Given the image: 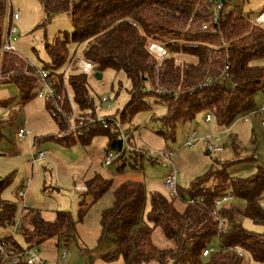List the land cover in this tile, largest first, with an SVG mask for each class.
I'll return each instance as SVG.
<instances>
[{"label": "trees", "instance_id": "obj_1", "mask_svg": "<svg viewBox=\"0 0 264 264\" xmlns=\"http://www.w3.org/2000/svg\"><path fill=\"white\" fill-rule=\"evenodd\" d=\"M242 1L223 0L220 18L213 23L207 0H39L47 17L63 10L73 24L70 34L64 31L45 44L56 93L62 94V76L55 67L66 59L70 39L76 48L81 47V55L93 63L96 70L122 72L129 80L130 98L120 112L122 120L144 108L145 95L153 94L165 104L160 132L166 138H174L178 123L193 120L200 113H212L217 125H230L239 115L256 108L258 93L264 95V66L254 64L255 59L264 56V26L252 25L253 17L241 11ZM5 9L6 0H0V47ZM203 24H207V29H202ZM149 40L160 42L174 55L158 63L147 49ZM177 54L196 60L177 61ZM0 78L13 82L25 99L35 94L32 91L36 84L34 70L17 52L0 50ZM68 84L79 113L95 112L87 73L74 68L68 75ZM62 103L68 109L66 103ZM50 107L46 100L45 108L50 111ZM57 125L59 130L65 127L61 121H57ZM110 126V123L99 124L80 139L87 143L93 134H105L108 138L106 151L113 149L122 157L124 145ZM55 138L65 146L77 142L72 134L55 135ZM5 184V179L1 178L0 191ZM106 188L107 183L94 177L85 191H91L96 198ZM178 191L176 199L158 191L151 192L149 209L145 213L146 194L142 181H121L113 192L111 206L100 215L101 232L109 235L115 245V251L104 257L119 254L125 264L150 261L158 264H238L234 248L239 247L254 261L264 262V208L261 205L264 164L258 165L248 177L232 176L224 166L211 164L187 187L178 185ZM224 193L241 198L244 207L239 209L231 203L223 205L220 212L228 227L218 232L212 211L216 199ZM198 197L202 198L201 203H187L189 198ZM14 209L13 202L0 198V225L13 221ZM86 209L84 200L80 201L79 217ZM236 213L261 224L263 230L258 233L246 230L235 220ZM74 227L75 221L67 210H55L54 218L46 220L39 211L27 209L21 213L19 223L28 247L34 245L33 241L37 244L47 237H68ZM157 227L166 240L165 246L153 241V231ZM216 238L218 248L203 256L202 250L212 245ZM0 242L12 249H23L11 234L2 237Z\"/></svg>", "mask_w": 264, "mask_h": 264}, {"label": "rangeland", "instance_id": "obj_2", "mask_svg": "<svg viewBox=\"0 0 264 264\" xmlns=\"http://www.w3.org/2000/svg\"><path fill=\"white\" fill-rule=\"evenodd\" d=\"M11 8L17 9L20 14L13 23L17 28L13 43L17 53L35 66L50 70L52 67L45 44L51 43L64 31L71 33L73 24L70 16L66 11L59 10L47 17L39 0H10L6 1L3 32L8 27ZM240 8L243 13L254 17L264 8V0H243ZM67 47V57L55 67V71L64 79L67 94L72 101L71 109L78 113L67 78L75 68L69 66V60L75 55H81V47L76 48L70 39ZM175 59L185 62L196 60L183 54H177ZM254 64L264 66V56L255 59ZM87 82L98 115H113L120 120L122 129L128 130L130 134V144L124 145L123 156L114 155L110 163H105L108 144L105 134H93L87 143L77 138V142L71 146L61 144L55 138V135H60L58 119L45 108L46 100L36 94L25 99L13 82L0 78V179L6 181L0 191V198L15 204L13 221L0 225V239L11 234L21 247L27 248L29 244L19 229L22 212L34 209L39 211L42 218L52 220L55 210L69 211L75 221L70 236L47 237L37 244L33 241L34 245L29 247L46 264H125L119 254L104 257L115 251V245L109 235L102 234L100 227L101 212L111 206L113 192L123 180L142 181L146 194V213L151 192L158 191L169 197L164 180L172 167L177 171L178 184L185 188L211 164L224 166L227 173L240 177L250 176L258 165L264 164V109H261L264 95L261 93L256 95L254 112L239 115L225 127H230V131L223 141H217L222 150L207 153L202 140H197L191 148L183 146L185 136L193 129L197 131L196 137L210 134L203 113L193 120L178 123L174 138H166L160 132L163 130L160 120L166 108L157 96L146 94V106L133 111L130 118L122 120L120 112L130 98V82L126 76L122 72L106 69L101 71L100 78H96L92 72L87 73ZM146 87L149 90L150 87ZM103 96H108L109 102H101ZM107 103L110 105L108 109ZM18 128L29 131V134L17 139L15 132ZM32 147L46 148V158L32 163L29 158ZM166 148L173 150L172 162L165 164L160 157L154 159L149 156L151 151ZM136 149L147 153L142 154ZM94 177L107 183L106 190L96 198H93L91 191H85L87 183ZM77 187L84 189L79 190ZM20 190L24 193L22 197L18 194ZM83 200L87 209L79 217V202ZM230 203L239 209L244 207L241 198L235 197ZM261 205L264 208V197ZM235 220L248 231L258 233L263 230L261 224L252 222L240 213L235 214ZM16 221L18 227L14 229ZM152 238L158 246H165L166 240L158 227L154 229ZM212 245L218 248L217 238L213 239ZM142 264L158 263L150 261ZM238 264L264 262L254 261L249 255L248 260L247 257L240 258Z\"/></svg>", "mask_w": 264, "mask_h": 264}, {"label": "built area", "instance_id": "obj_3", "mask_svg": "<svg viewBox=\"0 0 264 264\" xmlns=\"http://www.w3.org/2000/svg\"><path fill=\"white\" fill-rule=\"evenodd\" d=\"M10 2V0H6ZM207 10L211 12L212 14V22L217 23L218 19L220 18L221 9L223 7V0H207ZM19 11L17 9L11 8L9 13V24L5 32L2 34L3 42L0 47L1 51H8L16 53V49L14 47V41L16 39V32L17 28L14 26V21L19 18ZM264 23V8L253 17L252 25L255 26H261V24ZM202 29H207V24L202 25ZM147 49L149 52L155 57V59L158 61V63L164 59L166 56H172L167 50V48L161 44L160 42H157L155 40H149ZM28 65L33 68L34 70V76L36 77V84L34 87L35 94L40 97L44 98L45 100L50 102V113L54 118H57L58 121L64 122L65 127L60 130V135H66V134H72L77 138H80L82 135L88 133L92 128H96L99 124H108L110 123L111 130L116 132L118 134V137L121 140L122 146L125 144H129V138L130 134L128 130H123L121 127V122L117 118L111 116V115H98L97 111L90 113V114H81L77 113L74 110L71 109L72 101L70 97L67 94V88L64 84V79L62 77V86L61 91L62 94L56 93V82L54 81V78L50 77V70L45 67H37L32 62H29L26 60ZM69 66H74L78 70L84 72V73H93L96 69L93 63L86 60L82 55H75L69 60ZM68 79V78H67ZM69 85V84H68ZM70 88V86H69ZM71 91V89H70ZM159 91V90H158ZM72 94V92H71ZM73 99V98H72ZM57 100H60L58 102ZM108 96L101 97V102H109ZM62 101L66 103L68 106V109L64 108L61 104ZM109 103L106 104V109L109 108ZM261 109H264V102L261 106ZM255 110L251 111L254 112ZM204 122L208 125L209 135L196 137L197 131L196 129H193L185 136L183 146L191 148L193 144L197 140H202L205 149L208 153L210 152H218L222 150V147L217 143V141H223L225 139L226 133L230 131V127L226 128L224 125H219L218 128H216V123L214 116L210 112H205L203 115ZM262 129L264 132V121H262ZM29 134V131H25L22 128H18L15 132V136L17 139H22L26 137ZM216 142V143H215ZM136 151L141 152L142 154H145L147 152L141 151L139 149H136ZM151 154H149L150 157H154V159L161 158L162 161L166 164L169 162H172V156H173V150L166 148L164 150H156L151 151ZM117 152L113 149L106 151V157H105V163H110V158L116 155ZM155 154L156 156H154ZM47 156V149L46 148H34L32 147L29 151V158L32 161V163L45 159ZM158 156V157H157ZM177 171L174 167L170 170L168 175L165 177L164 185L168 189L169 197L171 198H178L179 197V191H178V180H177ZM79 190H83L84 187H77ZM19 196H23V191H19ZM235 196L232 193H224L220 197H218L215 201V205L212 211V215L214 216V219L216 221V229L218 232L226 230L227 221L226 219L221 215L220 209L223 205L230 204L234 200ZM203 200L201 197L198 198H189L187 200V203L195 204V203H201ZM18 227V222L14 224V229ZM215 248L213 245H210L202 250V255L207 256L212 251H214ZM235 256L238 258H245L249 254L247 251L243 250L242 248H234ZM65 255V252L62 253V256ZM0 262L5 263H18V262H24L25 264H46L45 261L40 259L37 254L30 250L29 247L23 248V249H12L8 245H6L4 242H1L0 246Z\"/></svg>", "mask_w": 264, "mask_h": 264}, {"label": "water", "instance_id": "obj_4", "mask_svg": "<svg viewBox=\"0 0 264 264\" xmlns=\"http://www.w3.org/2000/svg\"><path fill=\"white\" fill-rule=\"evenodd\" d=\"M93 75H94L96 78H100V77H101V72L98 71V70H95V71L93 72ZM207 153H208V152H207Z\"/></svg>", "mask_w": 264, "mask_h": 264}, {"label": "crops", "instance_id": "obj_5", "mask_svg": "<svg viewBox=\"0 0 264 264\" xmlns=\"http://www.w3.org/2000/svg\"><path fill=\"white\" fill-rule=\"evenodd\" d=\"M204 124V123H203ZM207 125V124H206ZM207 128H208V126H207Z\"/></svg>", "mask_w": 264, "mask_h": 264}]
</instances>
